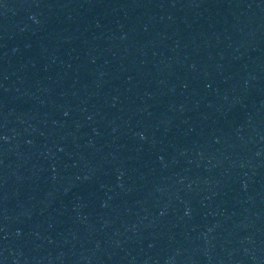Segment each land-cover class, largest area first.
Returning a JSON list of instances; mask_svg holds the SVG:
<instances>
[{"label":"water","instance_id":"water-1","mask_svg":"<svg viewBox=\"0 0 264 264\" xmlns=\"http://www.w3.org/2000/svg\"><path fill=\"white\" fill-rule=\"evenodd\" d=\"M0 264H264V0H0Z\"/></svg>","mask_w":264,"mask_h":264}]
</instances>
